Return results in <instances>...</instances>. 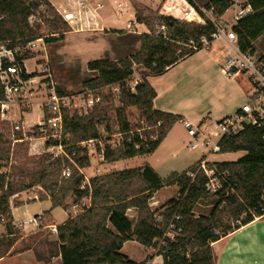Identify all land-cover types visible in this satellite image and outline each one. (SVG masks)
<instances>
[{
    "label": "trees",
    "instance_id": "16d2710c",
    "mask_svg": "<svg viewBox=\"0 0 264 264\" xmlns=\"http://www.w3.org/2000/svg\"><path fill=\"white\" fill-rule=\"evenodd\" d=\"M38 1L0 0V43H6L5 47L12 52L40 37L28 22L33 8L39 6ZM184 1L195 11L194 20H179L173 15L160 14L165 32L139 34V48L134 54L117 60L95 59L86 64L94 76L84 80L81 86L94 96H100L101 101L85 115H64L61 138H49L45 142V147L62 145L76 168L67 158L52 159L50 154H45L39 159L37 168L27 173V180L13 183L0 172V214L5 219L3 224L0 223L4 231L0 233V258L8 253L18 237L12 226L9 199L17 192L35 186L48 193L39 199H48L51 209L66 207L69 197L73 203L88 199L87 207L56 226L58 249L50 257L60 256L61 264H149L152 255L136 262L120 252L123 243L131 240L146 248L157 245L162 264H215L212 243L241 225L264 216V126H247L238 135L222 137L218 141L212 152L241 155L235 160L206 162L209 169L215 170L219 183L213 191L206 188L208 178L198 170L203 158L186 171L171 172L164 179H160L149 164L143 163L138 167L92 176L88 186L79 188L83 176L78 168L89 165L87 148L80 142L132 130L125 111L127 107L137 108L147 125H159L155 129L142 130L141 137L136 132L125 135L124 141L115 148L102 139L106 162L152 154L180 118L152 107L156 93L147 76H160L200 50L199 38L208 36L214 29L211 18H207L192 0ZM230 3V0H209L203 8L211 11L212 18H218ZM246 4L251 11L239 17L232 29L240 51L253 53V40L264 34V0H246ZM135 19L139 23L146 22L139 9H136ZM189 40L194 42V47L188 46ZM24 57L15 56L14 63L22 70V79L27 80L33 74L24 72L21 63ZM262 59L264 57L259 58ZM133 64L142 66L149 73L140 78L134 91H130L127 81L134 73ZM234 79L243 90L251 89V83L243 73H237ZM114 84L119 86V104L115 107L107 104L108 98L113 97L111 85ZM103 88L109 89L107 94L101 93ZM56 91L63 94L59 88ZM0 99H3L1 83ZM111 110L115 112V126L111 124ZM38 129L34 128L28 135L35 136ZM154 133L156 137L151 139L150 135ZM21 138V133L16 132L15 139ZM96 149L99 151L98 146ZM8 150V141L0 132V160L8 158ZM64 165L72 168L67 178L60 177ZM222 173L225 176H219ZM167 184L176 185L181 198H171L159 209L152 210L149 201L154 192ZM210 195L214 196L212 209L207 214L195 215L196 205ZM131 209L134 219L128 216ZM45 262L50 264L49 258Z\"/></svg>",
    "mask_w": 264,
    "mask_h": 264
},
{
    "label": "rangeland",
    "instance_id": "374dc122",
    "mask_svg": "<svg viewBox=\"0 0 264 264\" xmlns=\"http://www.w3.org/2000/svg\"><path fill=\"white\" fill-rule=\"evenodd\" d=\"M195 1L202 4L206 0ZM38 2L39 6L33 8L28 22L33 32L40 37L29 42L30 44L26 43L25 46L16 47L12 52L13 58L15 56H26L23 58V65L25 70L33 74L30 78V83L25 87L27 91L26 98H23L26 104L29 105L22 106L21 104L19 106H10L6 113L7 119L0 117V132H2L8 141L9 146L8 158L6 160H0V172L5 173L7 180L13 183L27 180V173L37 168L39 159L44 157L45 154H50L52 159L57 157L66 158L63 155L56 156L59 149L56 150L55 146L45 147V142L51 138L49 136L51 132L46 126L37 127V129L39 128V133L35 136L28 135V133L36 128L37 119L46 116V112L42 111L37 104L39 102L41 103L49 93L50 82H53L55 88H59L63 94L81 95L84 92L86 93V89L82 88L81 83L92 77V73L86 68V64L89 61L100 58L117 60L126 57V53L133 51L132 49L123 53L119 51L106 56L107 54H102L101 50L98 52L92 50V41L97 42L100 38H96L90 34L79 36L78 34L70 33L69 31L71 29L69 25L62 21L46 0H40ZM109 4L112 8L119 11L123 19L128 17L130 11L126 5V0H109ZM242 4V0H239L238 5ZM232 10L233 8H230L227 16L231 15ZM202 12L207 18L212 16L205 9ZM185 17L186 19H181L180 17L177 19L192 20L190 19L191 17ZM154 21H152L153 26L149 30L150 33L158 34L165 32L161 27L162 22L157 23ZM49 38L53 39L46 40ZM259 42L260 38L255 41L254 48L256 56L262 57L264 56V46L262 44L259 45ZM5 44L0 43V51L2 49L3 52ZM99 44H101V41ZM211 45L209 48H204L180 60L160 76H147V80L151 84L160 87L161 92L158 94L156 103H161L165 107L173 109L176 113L184 115L186 118H193V122H197V119L204 116H208L206 122H213L232 112L234 109L239 108L248 100L251 92L249 90H243L235 81L234 76L228 77L223 70L225 48L219 42ZM133 70L134 73L131 80L135 78L140 80V78L149 73L142 66L135 64H133ZM108 90V88H103L101 93L107 94ZM85 93L84 97L86 96ZM98 97L101 101V97ZM107 104H112L115 107L119 103L117 98L112 97L108 98ZM92 108L85 105L84 101L75 99V104L68 110H65L64 115L71 116L73 113L85 115L92 111ZM125 111L127 120L133 129L146 125L137 108L127 107ZM110 115L111 124L115 126L114 110L110 111ZM20 121L24 122V125L28 124L29 127H24L23 130H15L14 124ZM16 132L21 133V139H15ZM111 134L115 138L117 132ZM188 142L189 137L187 132L178 119L172 125L158 148L147 157L106 162L101 160V152L96 149L97 146L99 147V143L97 144L96 141L91 143L87 142L84 144L87 148L89 165L79 168L78 171L82 174L84 180H89L92 176L134 168L146 161L160 177H166L172 171H186L191 165L199 162L202 158L205 169L208 171L210 167L206 165V162L213 163L221 160H235L241 155V153H229L220 156L211 152L208 147L189 150L187 147ZM101 146H103V143L100 144ZM72 162L69 160L71 166L76 168V164ZM65 166L69 167L71 173V166L64 165L63 167ZM63 167L60 177L67 178L62 175ZM198 170H201L199 166ZM201 171L203 172V170ZM208 173L210 174V171ZM211 183L215 185L213 180ZM47 194L39 186L22 190L10 197V207L12 209L13 207L24 204V202L31 203L34 200H38L41 195L47 196ZM181 196L180 190L176 185L167 184L154 192L153 197L149 201V205L152 210H157L167 200L181 198ZM213 202L214 196L212 195L205 200H200L194 209L195 215L209 213L213 207ZM65 205L66 207L58 206L52 208L51 213L55 221L52 217L50 218L49 211H44L50 209L49 202L46 200L40 204L31 203L25 208L21 207L17 210L15 217L22 216L24 212H28L30 215L38 212H42L43 214L42 226L39 229L33 231L27 229L24 231L15 228L18 232V238L26 236L24 238H28L30 241V243L21 241L17 249H23L22 247L26 244L34 245L33 250L34 254L37 255V259L42 257V259H50V254L56 249V242L50 241V231L47 229V225L55 224V222L61 224L67 219V216L71 217L79 213L82 211V206H88V199L82 198L79 200V206L76 208L73 207V199L69 197L66 199ZM128 216L134 219L132 209L128 211ZM3 232V228L0 226V233ZM53 234L56 235V233ZM120 252L132 260L142 261L148 254L155 257L158 248L157 245L145 248L134 240H131L123 243ZM152 261L149 264H153Z\"/></svg>",
    "mask_w": 264,
    "mask_h": 264
},
{
    "label": "built area",
    "instance_id": "2783aa9c",
    "mask_svg": "<svg viewBox=\"0 0 264 264\" xmlns=\"http://www.w3.org/2000/svg\"><path fill=\"white\" fill-rule=\"evenodd\" d=\"M251 8L249 5L239 8L238 12L235 13L233 17L234 23L236 20L249 13ZM211 14V11H209ZM128 26L131 22L128 21ZM223 42L225 45V64L223 70L228 77L235 76L237 73H243L245 77L251 83V93L248 96V100L242 104L236 112L233 114L224 116L223 118L211 122H206V119H200L197 122H192L190 120H181V124L187 132L189 137L188 149L194 150L196 148H209L211 152L216 147L218 141L222 137H230L238 135L247 126H264V64H261L257 58H255L248 51H240L237 44V36L232 26L227 23H214V29L208 36H201L198 40L201 45V49L209 48L214 42ZM30 44V43H28ZM194 42L189 40L188 46L194 47ZM0 51V83L3 87V99H0V117L6 118V113L10 106H28L23 98H26V85L30 83V78L27 80L22 79V70L20 67L14 63V58L12 56V51L6 47ZM24 72L26 70L24 68ZM139 82L138 79H129L127 81V86L130 91H134V87ZM111 90L113 93V98L119 96V86L118 84L111 85ZM85 93V92H84ZM84 93L81 95H68V94H58L53 82H50L49 93L46 98L39 102L37 105L46 112V116L38 118L36 121V127L46 126L51 132L49 135L53 139L59 140L62 136V122L65 110H68L75 104V99L84 101L85 105L93 107L95 103L99 102L98 96L92 95L93 93L86 90V96ZM159 123L154 125H145L140 128H134L129 132H117L115 138L113 136L105 135L102 138L90 139L80 142L82 146L86 145L84 143H91L96 141L99 143V152H101L100 158L104 160L103 151L104 144L102 139L107 140L112 148L118 147L123 141L124 136L131 133H138L141 137L142 130L155 129ZM24 127H29L28 124L24 125V122L20 121L14 124L15 130L24 129ZM25 135V134H24ZM113 137V139H111ZM151 139L156 137V134L150 135ZM129 141V138L126 139ZM56 150L59 149L57 155H63L71 162L69 155L64 151V147L60 144L56 145ZM137 147V145H135ZM73 163V162H72ZM199 169L203 170L208 181L206 183V188L210 190H215L219 187L218 180L215 176V171L209 169L210 174L205 169L204 161L199 164ZM79 170V168H78ZM70 170L68 166H65L62 170V175L68 177ZM219 176H225V173L219 174ZM215 182V185L211 181ZM211 183V184H210ZM88 186V180L82 179L79 188L83 189ZM78 202L73 203V207H78ZM85 206H82L83 209ZM178 218L177 216L175 217ZM43 214L42 212L30 215L28 212H24L20 217L12 218V226L14 228H19L21 230H37L42 226ZM5 222L4 216L0 214V223ZM52 233H56V225H47Z\"/></svg>",
    "mask_w": 264,
    "mask_h": 264
},
{
    "label": "crops",
    "instance_id": "0c3cea01",
    "mask_svg": "<svg viewBox=\"0 0 264 264\" xmlns=\"http://www.w3.org/2000/svg\"><path fill=\"white\" fill-rule=\"evenodd\" d=\"M46 1L55 10V13L62 19V21H64L69 25L71 29L69 31L70 33H74L75 35L78 34L79 36L90 34L96 38H100V40L98 39L97 42L92 41L91 49L97 52L101 50L102 54L104 55L107 54L106 56H108V54L112 55L119 51L122 53L128 52L131 49L133 51L131 53H126V56L134 54L136 50H138L139 48L138 35L141 33H150L149 30L153 26L152 21L155 20L157 23L161 22L159 18L160 14L173 15L174 17L176 18L180 17L181 19H186L185 16H188L191 17L190 19L192 20H194L196 17L194 16L196 15V13L193 10V8L189 6L184 0H126V5L127 7H129V11H130L126 19H123L120 16L119 11H117L116 9L110 6L109 0H46ZM192 1L195 3V5L198 8L201 9V11H203L204 5L209 0L204 1L202 4H199L195 0ZM230 2H231L230 6L225 10V12L221 16H219L218 18H212V16L210 17L212 22L227 23L231 26L235 24L233 21V17L235 13L238 12L239 8L246 6L248 4H246V0H242L243 2L242 5H238L239 0H230ZM230 8H233L232 13L230 16H227V13L230 11ZM136 9L142 11L143 17L145 18L146 22L139 23L136 21L135 19ZM128 21L131 22L130 26H128L127 24ZM161 27H163V25H161ZM117 31H121V33H117ZM259 38H260L259 45L262 44V46H264V34H260L252 42L254 51L253 53H251L258 60L261 57L256 56L254 43ZM100 41L101 44H99ZM219 43L222 45V47L225 48L223 42L220 41ZM201 50L202 49L196 52H199ZM259 62L261 64H264V59L259 60ZM21 63L23 65V59L21 60ZM224 64H225V57H224ZM90 72L92 73V76H94V72L92 71ZM26 73L30 74L28 70H26ZM151 86L154 88V91L156 93V96L152 101V107L154 109L169 112L173 115H178L180 117L178 119L179 121L187 119L193 122L192 120L193 118L191 119L186 118L184 115L176 113V111H174L173 109L169 107H165L161 103H156L158 94L161 92L160 87L154 86L153 84H151ZM237 110L238 108L234 109L232 112L228 113L227 115L233 114ZM200 118L206 119L208 118V116H204ZM199 119L197 120L199 121ZM216 154L221 156V155H227L229 153H216ZM147 156L149 155L136 156V157H147ZM136 157L130 159H134ZM221 161H228V160H221ZM143 163H147V162L144 161ZM143 163L139 164L138 166H141ZM151 168L160 179L165 178V176L160 177L159 174H157V172L154 170V168L153 167ZM172 172H176V171H172ZM176 173H181V172H176ZM168 175L169 174H167V176ZM44 201L45 200L41 201L38 199L32 201L31 203L40 204L41 202ZM46 201L49 202L50 209L44 211H49L50 218L52 217L54 219L51 213L52 209H51L50 201L47 199ZM31 203L24 202V204L22 205L13 207L11 209L12 216L15 217L17 210H19L21 207L25 208L27 205ZM68 218L69 216H67V219ZM55 225L58 226L60 224H57L55 222ZM47 229L49 228L47 227ZM24 237L26 236L20 238L17 237L16 241L10 247L8 253L0 258V264H46L45 262L46 259H42L43 257L42 258L38 257L39 259L36 258L37 255L34 254V250H33L34 245L26 244L25 246L22 247L23 249H17L18 244L21 241L22 242L27 241V243L28 242L30 243L29 239ZM50 237H51L50 241L52 240L56 242V235L53 234L51 231H50ZM212 248L214 251L215 264H264V216L257 217L252 221H250L249 223L241 225L232 232L220 237L217 241L212 243ZM57 249H58V244L56 243V249L52 254H54L57 251ZM152 262L153 264H162L161 256L156 255L155 257H153ZM49 263L61 264L60 256L52 255L49 259Z\"/></svg>",
    "mask_w": 264,
    "mask_h": 264
}]
</instances>
